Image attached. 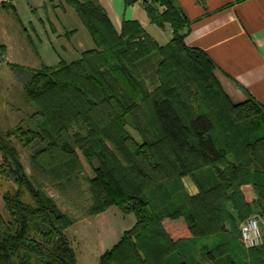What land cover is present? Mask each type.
I'll return each mask as SVG.
<instances>
[{"label": "trees", "instance_id": "1", "mask_svg": "<svg viewBox=\"0 0 264 264\" xmlns=\"http://www.w3.org/2000/svg\"><path fill=\"white\" fill-rule=\"evenodd\" d=\"M64 1L95 48L71 63L31 69L22 90L34 111L0 132L1 172L17 185L3 195L0 264H78L66 235L74 218L26 174L12 138L22 147L37 144L34 167L65 181L83 169L80 150L94 173L87 215L111 206L134 214L133 227L99 264H201L199 240L212 236L220 243L206 251L211 260L223 248L233 254L239 242L246 252L230 264H264V243L246 248L237 225L251 214L264 221V107L252 97L230 101L212 59L185 44L189 20L173 0L143 3L152 22L171 28L165 45L137 21L125 20L117 32L95 0ZM5 53L0 45V63ZM153 54L160 57L159 84L149 90L138 65ZM127 125L142 134L141 143ZM185 176L198 194L185 193Z\"/></svg>", "mask_w": 264, "mask_h": 264}, {"label": "crops", "instance_id": "2", "mask_svg": "<svg viewBox=\"0 0 264 264\" xmlns=\"http://www.w3.org/2000/svg\"><path fill=\"white\" fill-rule=\"evenodd\" d=\"M95 1L117 32L121 31L125 20L137 21L159 45L170 40L168 25L152 22L139 1L129 5L125 0ZM173 1L189 20L185 44L202 49L212 59L216 66L214 76L230 101L238 104L252 97L264 107V0ZM5 2L8 0H0V45L6 47L0 66L5 64L9 67V63L25 66L21 63L22 58L35 59L39 64L37 68L41 65L56 66L65 60L55 51L50 53V44L52 40L63 43V33L71 37L62 47L67 52L71 49L79 54L77 59L84 51L95 48L89 33L85 40L78 41L75 33H69L77 31L68 24L69 18L76 22L78 28L79 24L80 29L85 26L79 18L76 20L75 10L64 0H14L12 8L2 7ZM14 48H18L21 59L12 56ZM159 59L158 54H153L145 60L153 67L142 68V74L153 73ZM145 82L149 90L158 85L156 82L151 86L148 76Z\"/></svg>", "mask_w": 264, "mask_h": 264}, {"label": "rangeland", "instance_id": "3", "mask_svg": "<svg viewBox=\"0 0 264 264\" xmlns=\"http://www.w3.org/2000/svg\"><path fill=\"white\" fill-rule=\"evenodd\" d=\"M75 13V12H74ZM76 20H79L77 15L74 14ZM79 22V21H78ZM69 25L75 30L69 33H75L76 41L85 40V36H89L87 30L83 27L80 29L74 20L69 18ZM71 36L67 33H63V43L57 40H52L50 44V53L55 51L62 59L67 63H71L79 57V54L71 51L64 50V42ZM0 39H2V33L0 32ZM14 45L16 46V41ZM52 45V46H51ZM63 46V47H62ZM54 55V54H53ZM12 56L21 59L22 56L18 55V48L12 50ZM4 60V59H3ZM22 65L9 63V67L5 64L0 66V132L6 133L8 130L14 128L15 125L20 124L21 121H27L28 116L33 113L34 107L29 103L23 93V84L28 79L30 70L32 68L39 67L35 59L21 60ZM149 67L146 62H140L138 69L142 79L145 81V77L151 80L150 85L154 86L159 79L156 72L148 73L144 77L142 74V68ZM154 79V82L152 81ZM146 83V82H145ZM27 124V122H26ZM152 126V124H151ZM126 130L133 138L139 143L142 142V134L130 125L126 126ZM12 143L16 147L19 153L20 161L24 167V170L34 184L40 187L48 196H50L56 204L59 211L69 214L74 218L73 224L66 231V235L76 253L78 264H99V257L107 249L111 248L118 242L125 230L133 227L135 224V216L132 212H123L118 206H111L104 212L97 215H87V208L90 206L92 198L89 193L88 179L94 176L93 170L89 163L83 158L80 150H77L81 164L83 166L82 171L78 173L74 179L69 181L57 178L56 175L46 174L44 175L38 171L32 164L33 149L37 146L34 144L30 147H22L21 144L12 138ZM94 165L98 164L97 160H93ZM4 168L3 158L0 153V211L5 219H8V214L4 208L3 195L7 192H12L17 188V185L5 175L1 170ZM208 174V173H206ZM209 182V175H204L203 179ZM185 193L193 196L199 193V186L191 176H185L182 178ZM24 200H29V197L25 194ZM231 209V208H230ZM251 216H256L251 214ZM264 227V221L260 218ZM241 221L237 222L238 229ZM220 243L218 236H212L207 239L199 240L198 243V259L201 264H230V261L234 258L239 259L245 254L238 242V246L234 248L233 254L230 251L222 249L217 254L215 260H211L206 251L214 252L213 248L216 244Z\"/></svg>", "mask_w": 264, "mask_h": 264}, {"label": "built area", "instance_id": "4", "mask_svg": "<svg viewBox=\"0 0 264 264\" xmlns=\"http://www.w3.org/2000/svg\"><path fill=\"white\" fill-rule=\"evenodd\" d=\"M140 3H152L154 0H138ZM164 10V6H159ZM169 27V26H168ZM171 31V28L169 27ZM241 241L246 248L260 246L264 243V227L257 216H250L239 225Z\"/></svg>", "mask_w": 264, "mask_h": 264}]
</instances>
